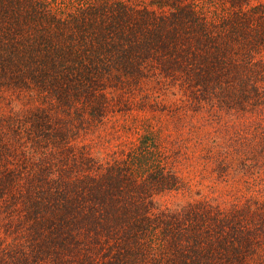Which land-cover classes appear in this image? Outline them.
Here are the masks:
<instances>
[{
  "label": "trees",
  "instance_id": "trees-1",
  "mask_svg": "<svg viewBox=\"0 0 264 264\" xmlns=\"http://www.w3.org/2000/svg\"><path fill=\"white\" fill-rule=\"evenodd\" d=\"M0 264H264V0H0Z\"/></svg>",
  "mask_w": 264,
  "mask_h": 264
},
{
  "label": "rangeland",
  "instance_id": "rangeland-1",
  "mask_svg": "<svg viewBox=\"0 0 264 264\" xmlns=\"http://www.w3.org/2000/svg\"><path fill=\"white\" fill-rule=\"evenodd\" d=\"M120 120H122V119H120ZM124 122H126V120H125ZM126 123H127V122H126Z\"/></svg>",
  "mask_w": 264,
  "mask_h": 264
}]
</instances>
